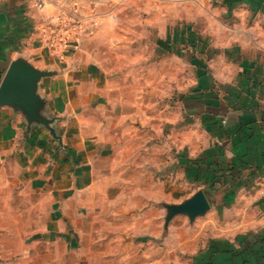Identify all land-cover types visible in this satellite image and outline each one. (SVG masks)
<instances>
[{
	"label": "rangeland",
	"instance_id": "obj_1",
	"mask_svg": "<svg viewBox=\"0 0 264 264\" xmlns=\"http://www.w3.org/2000/svg\"><path fill=\"white\" fill-rule=\"evenodd\" d=\"M65 1L96 25L77 51L89 77L62 81L86 91L48 112L47 138L69 149L72 171L0 187V264H192L208 235L174 212L198 192L179 159L194 126L180 98L195 77L179 41L202 38L219 0Z\"/></svg>",
	"mask_w": 264,
	"mask_h": 264
},
{
	"label": "crops",
	"instance_id": "obj_2",
	"mask_svg": "<svg viewBox=\"0 0 264 264\" xmlns=\"http://www.w3.org/2000/svg\"><path fill=\"white\" fill-rule=\"evenodd\" d=\"M66 3L38 11L29 0H0V88L10 66L23 61L47 74L36 94L52 115H59L66 93H81L89 85L74 91L64 86L66 77L79 72L88 78L90 70L78 52L64 65L42 43L41 28ZM208 10L205 37L179 41L191 45L195 73L189 93L180 98L183 116L194 126L186 129L179 159H187L182 165L190 167L197 190L210 204L195 219L208 240L192 264L211 251L224 255L219 264H231L229 256L245 249L262 253L255 264H264V0H219ZM29 127L15 106L0 104V187L15 193H22L24 181L37 171L53 184L72 171L62 169L69 149L57 148L45 127Z\"/></svg>",
	"mask_w": 264,
	"mask_h": 264
},
{
	"label": "water",
	"instance_id": "obj_3",
	"mask_svg": "<svg viewBox=\"0 0 264 264\" xmlns=\"http://www.w3.org/2000/svg\"><path fill=\"white\" fill-rule=\"evenodd\" d=\"M47 74L39 72L23 61L14 62L0 88V104L15 106L27 118L30 131L34 126L45 127L55 135L48 117L46 103L36 94L38 82ZM210 209L209 200L201 190L183 204L175 207V214H186L191 220L204 216Z\"/></svg>",
	"mask_w": 264,
	"mask_h": 264
},
{
	"label": "built area",
	"instance_id": "obj_4",
	"mask_svg": "<svg viewBox=\"0 0 264 264\" xmlns=\"http://www.w3.org/2000/svg\"><path fill=\"white\" fill-rule=\"evenodd\" d=\"M32 7L44 11L51 4H60L63 0H29ZM95 22L83 17L78 11H69L59 6L58 12L47 18L41 28V39L45 48L54 59L65 63L69 55L80 50L85 35L95 31Z\"/></svg>",
	"mask_w": 264,
	"mask_h": 264
},
{
	"label": "trees",
	"instance_id": "obj_5",
	"mask_svg": "<svg viewBox=\"0 0 264 264\" xmlns=\"http://www.w3.org/2000/svg\"><path fill=\"white\" fill-rule=\"evenodd\" d=\"M221 253L222 252L219 253V251L206 253V255L201 258L200 264H219V262H223L224 255H220ZM262 256V253L245 249L243 251H234L229 256V259H231V264H255L261 262Z\"/></svg>",
	"mask_w": 264,
	"mask_h": 264
}]
</instances>
